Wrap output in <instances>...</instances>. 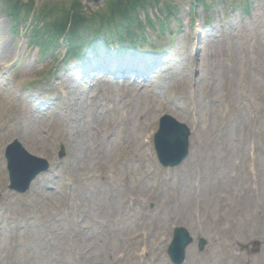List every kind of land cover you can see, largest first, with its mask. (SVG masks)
Wrapping results in <instances>:
<instances>
[{
  "label": "rangeland",
  "instance_id": "rangeland-1",
  "mask_svg": "<svg viewBox=\"0 0 264 264\" xmlns=\"http://www.w3.org/2000/svg\"><path fill=\"white\" fill-rule=\"evenodd\" d=\"M115 1L0 0V264H16L15 259L23 264H171L166 248L175 226L187 227L195 239L185 264H264V0L154 3L152 18L171 21L153 35L166 63L152 77L134 83L132 75L144 64L150 70L146 54L151 48L118 54L113 45L100 50L107 62L134 66L117 74L102 67L96 77L93 70L84 72L94 63L72 59L70 66L60 64L55 90L47 92L40 84L33 93L27 81L43 77L50 60L28 52L29 33L49 19L65 23L74 7L86 16ZM205 1L208 7L202 6ZM195 2L200 4L191 18ZM17 42L24 61L15 69ZM56 94L64 95L65 104ZM128 94L134 96L136 116L125 121ZM151 104L155 111L148 113ZM164 113L194 130L190 155L171 170L160 166L140 125H149L152 135ZM133 125L138 129L131 130ZM14 139L51 163V171L25 194L9 189L4 153ZM60 146L67 152L63 161L57 156ZM131 152L138 156L130 173L125 166ZM105 164L114 183L104 179ZM132 194L144 196L134 210L144 218L140 231L150 232L145 239L152 253L146 255L136 248L141 239L130 235ZM116 195L111 212L108 203ZM91 210L101 221L90 223H99L92 227L99 236L87 235ZM113 213L123 214L114 229L105 224ZM199 237L208 241L203 252L197 248ZM18 245L27 247L22 257L16 256Z\"/></svg>",
  "mask_w": 264,
  "mask_h": 264
},
{
  "label": "water",
  "instance_id": "water-1",
  "mask_svg": "<svg viewBox=\"0 0 264 264\" xmlns=\"http://www.w3.org/2000/svg\"><path fill=\"white\" fill-rule=\"evenodd\" d=\"M87 1H95V2H99L100 0H87ZM167 127H168L169 129L166 130V131H168V133L166 134V139L170 142V143L168 144V146H169L170 148H172L173 145H174V143H175V142H174V138H173V135L175 136V133L172 132V130H171L172 128H171V127H174V124H173V123H167ZM172 134H173V135H172ZM30 165H32V164H30ZM22 166H23L25 169L28 168L26 162H24ZM39 167H40V165L38 164V165L36 166V168H35L34 171H32V172H30L29 174H27V177H29V178L32 177V176L36 173V171L39 169ZM17 183H18V181H15V182H14V185L17 184ZM178 241H179L181 247H183L184 244L186 243V239H184L182 235H181V236H178Z\"/></svg>",
  "mask_w": 264,
  "mask_h": 264
},
{
  "label": "trees",
  "instance_id": "trees-1",
  "mask_svg": "<svg viewBox=\"0 0 264 264\" xmlns=\"http://www.w3.org/2000/svg\"><path fill=\"white\" fill-rule=\"evenodd\" d=\"M142 3L141 1H136L135 3H130L129 5L126 6V10L128 11V15L131 17L133 21L138 20V11H139V4ZM121 15L123 16L122 18L125 20L127 18L126 12H122ZM141 22V21H140ZM139 22V23H140Z\"/></svg>",
  "mask_w": 264,
  "mask_h": 264
},
{
  "label": "bare ground",
  "instance_id": "bare-ground-1",
  "mask_svg": "<svg viewBox=\"0 0 264 264\" xmlns=\"http://www.w3.org/2000/svg\"><path fill=\"white\" fill-rule=\"evenodd\" d=\"M113 67H115V66H113ZM102 172H103V175H107V177H108L107 165L102 166ZM101 175L102 174L100 173V177H101Z\"/></svg>",
  "mask_w": 264,
  "mask_h": 264
}]
</instances>
